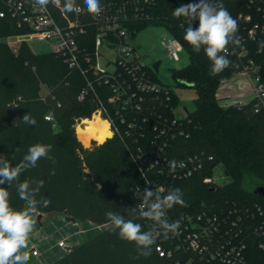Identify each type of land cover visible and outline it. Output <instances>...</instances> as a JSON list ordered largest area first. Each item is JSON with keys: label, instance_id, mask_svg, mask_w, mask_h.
<instances>
[{"label": "trees", "instance_id": "16d2710c", "mask_svg": "<svg viewBox=\"0 0 264 264\" xmlns=\"http://www.w3.org/2000/svg\"><path fill=\"white\" fill-rule=\"evenodd\" d=\"M189 2L191 0H154L151 19L137 25L138 31L148 25L164 26L189 54V63L173 68L172 75L178 85L196 90L195 108L189 111L190 135L173 140L170 155L211 157L204 171L192 177L164 179L168 190L179 188L182 191L187 204L174 205L170 210L182 212L203 199L216 205L236 201L244 206L264 207V197L254 193L257 187L264 186V106L257 107L255 99L221 104L217 97L219 85L223 79L239 72L237 51L241 46L230 43L227 58L231 65L218 75H211V61L203 48L197 53L184 40L189 22L184 17L172 15L173 10ZM222 3L234 18L240 11H249L250 7L248 0H222ZM76 4L85 7L83 0H76ZM48 5L61 23L71 16L62 11L63 0H59V5L54 0ZM93 18L86 9L85 21ZM256 20L261 21V18ZM22 32L24 30L19 29L13 19L0 17V156L15 166L32 145H52V150L36 167L22 172L10 187L7 183L0 187L9 192L10 206L21 211L27 205L19 198L17 184L27 180L35 187L36 182L43 181L36 199H47L50 203L47 206L39 204L37 213L60 212L74 221L105 224L48 264H176L177 261L182 264V251L160 256L155 244L151 255L139 256L133 242L120 239L118 231H112L107 212L134 220L141 224L142 231L150 230L152 223L132 211L138 209L132 188L141 180V175L120 136L108 137L92 149L86 148L77 138L74 128L77 120L90 118L97 108L93 95L84 100L78 97L85 77L70 68L61 55L52 51L34 53L27 41L21 42L17 51L13 50L5 38ZM92 40L91 32L80 38L89 51ZM261 42H264V35L245 41L249 56L264 77V51H258ZM154 76L160 80L158 73ZM166 84L171 87L172 104L178 106L174 88ZM26 113L35 118V125L24 123L22 117ZM49 114L52 119L46 118ZM218 164L228 171L230 181L213 188L202 178ZM160 239L158 237L156 243ZM172 239V236L168 242L166 239V245H172ZM248 248L249 264H264V249L259 243L250 242Z\"/></svg>", "mask_w": 264, "mask_h": 264}, {"label": "built area", "instance_id": "2783aa9c", "mask_svg": "<svg viewBox=\"0 0 264 264\" xmlns=\"http://www.w3.org/2000/svg\"><path fill=\"white\" fill-rule=\"evenodd\" d=\"M215 2L224 6L222 0ZM54 3L59 5V0H54ZM100 3L103 11L89 22L84 19L86 9L82 5L76 4L78 10L61 23L49 5L42 9L33 0H0V17H10L19 29L24 30L7 38L12 48L27 39L52 41L51 51L64 57L70 68L80 71L85 77V85L78 97L84 100L86 96L93 95L97 106L93 115L107 121L110 137L118 135L124 140L141 175V180L132 188L139 207L145 187L153 188L161 196L166 195L168 186L165 178L192 177L204 171L206 161L211 157L188 154L178 158L170 155L173 140L190 135L189 111L172 104L171 87L154 76V73H159V69L154 68L157 60H147L151 52L143 55L140 46L135 45L131 38L141 21L151 19L150 9L154 0H101ZM248 4L249 11H240L236 18L233 17L238 22L237 35L241 38V47L237 51L240 70L237 73L248 77L252 99L256 100L258 107L264 106V77L260 67L249 56L245 41L264 35V0H248ZM257 17L261 21H257ZM193 27H198V20L193 21ZM90 32L94 35L91 51L80 42V38ZM161 43L170 59H179L184 48L177 38L168 32ZM105 50L111 51L114 57L109 58L103 67L99 59ZM225 80L221 81L218 90L227 87ZM46 118L52 119L53 116L49 114ZM83 119H78L77 124ZM173 159L183 162L184 166L170 173L168 162ZM220 173L230 177L228 171L218 164L210 174L203 176L202 181L213 188L220 187L225 184L221 182ZM161 188L164 192H160ZM164 218L170 223L179 220L180 228L178 234L161 235L156 251L160 256L182 251V264H249L250 242H258L264 249L262 205L250 207L236 201L216 205L203 199L195 207L182 212L173 213L167 209ZM71 222L79 224L78 221ZM87 223L100 230L105 226ZM44 233L45 239H50L51 233ZM171 236L172 245H166V239L168 242ZM30 237H35L30 254L42 260L43 254L39 252L37 242L41 241L43 246L50 241H43L42 236L36 238V231ZM77 238L66 233L57 242V247L63 254L81 243Z\"/></svg>", "mask_w": 264, "mask_h": 264}, {"label": "clouds", "instance_id": "9594fccd", "mask_svg": "<svg viewBox=\"0 0 264 264\" xmlns=\"http://www.w3.org/2000/svg\"><path fill=\"white\" fill-rule=\"evenodd\" d=\"M34 4L42 9L53 0H33ZM87 12L94 18L103 11L100 0H83ZM76 0H63L62 11L72 13L77 11ZM175 18L184 17L189 22L185 30L184 40L192 47L193 51H203L211 61L210 74L215 76L231 65L228 57V45H239L241 38L237 35L238 22L229 11L215 0H191L172 11ZM198 20V27H193V21ZM183 26V25H182ZM258 51H264V42H261ZM22 120L28 125H35V118L26 113ZM52 145L35 144L28 148L23 159L13 166L3 156H0V185L7 183L9 187L17 181L22 172L37 166L41 158L48 156ZM170 173H174L178 167H183V162L175 159L168 162ZM43 187V181L36 182V186L25 180L16 186L19 198L26 202L24 210H14L9 204V192L0 187V264H28L30 259L29 237L34 228V214L37 206H47L50 201L42 199L38 201L36 196ZM160 192H164L161 188ZM154 198V199H153ZM174 205L187 206L179 188H171L166 195L157 194L153 188L145 187L142 203L138 209H133V214L152 221L150 230L142 231V226L124 216L107 212L106 217L111 224L112 231H118L120 239L133 242L139 256L151 255L152 246L161 235L165 237L169 233L178 234L180 221L169 222L164 217L166 210Z\"/></svg>", "mask_w": 264, "mask_h": 264}, {"label": "rangeland", "instance_id": "374dc122", "mask_svg": "<svg viewBox=\"0 0 264 264\" xmlns=\"http://www.w3.org/2000/svg\"><path fill=\"white\" fill-rule=\"evenodd\" d=\"M164 35H168V31L166 30V28L164 26L148 25V26L140 29L139 31H137L136 34L131 38H132V42L135 45L140 46V52L143 55L147 54L148 52H151V55L149 57H147V60H150V59L161 60L158 77L160 78V80H162L165 83L170 84L174 88V92L176 93L178 100H179L178 108L181 110L192 111L195 108V101L194 100L196 98V90L191 86L178 85L176 80L173 78V75H172V69L173 68H180V67H183L189 63V54L186 50H182L179 53V59L178 60L170 59L169 56L164 52V49H163V46L161 43ZM7 38L8 37H6L5 39L7 40ZM27 43H28L30 49L34 53L50 52L52 50V46H53L52 41L40 40V39H27ZM18 48H19V45H18V47L17 46L14 47L13 50L17 51ZM113 57H114V55L111 53V51L105 50L104 55L100 57L99 62L103 67H105L107 65V60L109 58H113ZM245 77L248 78L247 76H245ZM224 105L226 106V105H230V104L225 103ZM99 117H101V116H99ZM90 118H94V115H92ZM101 118H103V117H101ZM76 124H77V122H76ZM76 124L74 125V128H75V133L77 136L78 134H77L76 128L78 125H76ZM77 138L79 139L78 136H77ZM103 142H98V141L92 139L89 141L88 145H85L84 143H83V145L86 148L92 149V148L96 147L97 145L102 144ZM220 178H221V182H223V183H227L230 181V177H227L221 173H220ZM130 190H131V187H130ZM37 214H38L37 212H35V214H34L35 223H34V228H33V231H36V235H37L36 238L42 236L41 238H43V241H48V240L50 241V244L46 243V245H43V246H41V241L37 242L39 252H41L43 255H45V252L49 249H51V251L52 250L56 251L58 253L57 257L60 256V254H62V250H59V248L57 247V242L60 239H62V237L64 235H66V232H65L66 229L69 230L68 234H71L75 237L78 236L77 240L79 242H82L84 239L88 238L91 234H94V232H96V230L97 231L100 230L99 228H96V229L93 228L92 225H94V224H90V223L79 222L78 225L72 224L71 221H73V220H71L69 217L67 218L63 213H60V212L46 213L43 218L41 216V218L36 221V215ZM41 223H43V224H41ZM44 224H46L47 226L50 225V227L48 229L49 231L47 230L44 234L51 233V237H50L51 240L50 239L46 240L45 239L46 237L43 236V232H41V230H43V229L46 230V227H43V226H45ZM87 229H88V231H87ZM76 231H79V232L76 233ZM29 238H31V237H29ZM30 249H31V247L29 249H27V251L29 252ZM29 255H30V253H29ZM57 257H54L52 260L49 261V263L52 262ZM30 260H31V257H30L29 261Z\"/></svg>", "mask_w": 264, "mask_h": 264}, {"label": "crops", "instance_id": "0c3cea01", "mask_svg": "<svg viewBox=\"0 0 264 264\" xmlns=\"http://www.w3.org/2000/svg\"><path fill=\"white\" fill-rule=\"evenodd\" d=\"M225 81L227 83V87L217 91V97L220 100L222 105H224L225 103H228V104H234L236 102L244 103L253 98V95L251 92L250 81L248 78H246L241 73H236L230 78H226ZM45 214L46 213H42V218L45 216ZM63 214L67 217L65 213ZM37 215H36V221H37ZM44 225L45 226L43 227H46V230L44 229L41 230V232L43 233L46 232L50 227V225L49 226H47L46 224ZM65 232L69 233V230L66 229ZM34 241H35V237L29 238L28 249L34 245L33 243ZM47 244H50V242ZM56 253H57L56 251H53V250L51 251V249H49L45 252V255L42 256V260H40L36 256H33V255L31 256L30 254L29 256L31 257V260L28 262V264H48L50 260L56 257Z\"/></svg>", "mask_w": 264, "mask_h": 264}, {"label": "bare ground", "instance_id": "6f19581e", "mask_svg": "<svg viewBox=\"0 0 264 264\" xmlns=\"http://www.w3.org/2000/svg\"><path fill=\"white\" fill-rule=\"evenodd\" d=\"M77 125V136L85 145H88L92 139L103 142L111 136L109 124L99 115L94 116V118H85Z\"/></svg>", "mask_w": 264, "mask_h": 264}, {"label": "water", "instance_id": "95a60500", "mask_svg": "<svg viewBox=\"0 0 264 264\" xmlns=\"http://www.w3.org/2000/svg\"><path fill=\"white\" fill-rule=\"evenodd\" d=\"M161 63V60H157L155 63H154V68L155 70H158L159 69V65ZM254 193L257 194V195H260L262 197H264V186H259L257 187L255 190H254ZM42 216V213H39L37 215V220H39Z\"/></svg>", "mask_w": 264, "mask_h": 264}]
</instances>
